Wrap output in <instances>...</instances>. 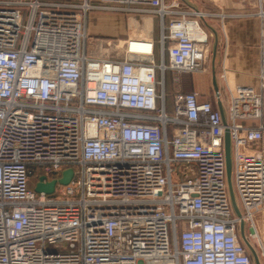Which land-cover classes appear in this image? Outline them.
I'll return each instance as SVG.
<instances>
[{"label":"built area","instance_id":"2783aa9c","mask_svg":"<svg viewBox=\"0 0 264 264\" xmlns=\"http://www.w3.org/2000/svg\"><path fill=\"white\" fill-rule=\"evenodd\" d=\"M99 3L149 9L159 42L129 38L121 58L95 57L85 21L97 6L0 1V264H254L241 221L264 264V38L247 70L257 85L221 76L224 125L213 101L180 91L182 77L207 71L203 14L178 0ZM34 167L46 182L74 177L37 193Z\"/></svg>","mask_w":264,"mask_h":264},{"label":"crops","instance_id":"0c3cea01","mask_svg":"<svg viewBox=\"0 0 264 264\" xmlns=\"http://www.w3.org/2000/svg\"><path fill=\"white\" fill-rule=\"evenodd\" d=\"M46 1L70 5H80L88 1L97 6L98 8L89 11L85 21L86 31L92 38L114 39L124 43L129 38L144 37L159 42V19L147 8L125 12L103 9L99 0ZM166 1L170 3L173 0ZM178 1L179 10L187 12L189 17H194V13H202L205 17L201 22L212 34L207 71L196 78L192 76L189 91L195 90L201 94V100H211L217 105L215 92H208V75H205L209 71L212 79L215 72L220 81V99L226 106L228 93L221 77L223 73L233 86L258 84L256 77L247 75V70L258 59L261 40L264 38V16L259 15V0Z\"/></svg>","mask_w":264,"mask_h":264},{"label":"water","instance_id":"95a60500","mask_svg":"<svg viewBox=\"0 0 264 264\" xmlns=\"http://www.w3.org/2000/svg\"><path fill=\"white\" fill-rule=\"evenodd\" d=\"M216 52V47L214 49V53ZM212 84H213V89L215 92V96L217 98V106L220 111L221 117L223 124H227V119H226V111L225 107L220 99V91H219V85L217 83V78L215 72L213 73V78H212ZM224 147H225V160H226V179H227V185H228V191H229V198L231 202L232 209L234 213L237 216H241V212L238 206V201L236 198V194L234 191L233 187V181H232V166H233V161H232V141L230 137V132L228 129L225 131V136H224ZM74 177V171L73 169H67L62 173V177L59 180H54L52 182H46V177H40L38 182L36 183L34 187V191L37 193L44 192L48 195L54 193L56 185H67L70 183V181ZM240 236L244 244L247 246L252 258L254 264H261L260 258L253 247V245L248 241V239L245 236V224L243 221L240 222Z\"/></svg>","mask_w":264,"mask_h":264},{"label":"rangeland","instance_id":"374dc122","mask_svg":"<svg viewBox=\"0 0 264 264\" xmlns=\"http://www.w3.org/2000/svg\"><path fill=\"white\" fill-rule=\"evenodd\" d=\"M89 36L92 37V35H89ZM122 47H123V42H120L118 40H114V39L113 40H101V39L95 37V38H93L92 42L90 43L88 51L90 53H92L95 57L121 58L122 57V53H123ZM210 54H211V52L209 53L208 59L206 60V66L209 63V59L211 57ZM200 74H202V73L193 75V78L198 77V75H200ZM205 75H208V80H207L208 92L210 94H214L212 79H211L209 71ZM167 77H170V79H169V83H170V81H171V79L173 77V72L171 71L170 73H168ZM191 79H192V76H184V77L181 78L180 91L182 93L190 92L189 91V85H190ZM219 82L220 81L217 79L218 85H219ZM168 87H169V89L171 88L170 84H169ZM33 170H34L33 177L35 179L34 180V185H36L37 179L40 176H43L45 171L41 167H34ZM52 177H53V175H50L49 178H52ZM232 181L234 183V177L233 176H232Z\"/></svg>","mask_w":264,"mask_h":264},{"label":"trees","instance_id":"16d2710c","mask_svg":"<svg viewBox=\"0 0 264 264\" xmlns=\"http://www.w3.org/2000/svg\"><path fill=\"white\" fill-rule=\"evenodd\" d=\"M165 60H166V62H167V57L165 58ZM171 71H166V73H165V79H166V89L167 90H169V79H170V77H167L168 76V73H170ZM168 105H170L171 104V100H170V98H167V102H166Z\"/></svg>","mask_w":264,"mask_h":264},{"label":"flooded vegetation","instance_id":"af4514ba","mask_svg":"<svg viewBox=\"0 0 264 264\" xmlns=\"http://www.w3.org/2000/svg\"><path fill=\"white\" fill-rule=\"evenodd\" d=\"M34 180H35L34 177L31 176V177H30V186L33 187V188H34V186H35V185H34ZM36 182H37V181H36Z\"/></svg>","mask_w":264,"mask_h":264},{"label":"bare ground","instance_id":"6f19581e","mask_svg":"<svg viewBox=\"0 0 264 264\" xmlns=\"http://www.w3.org/2000/svg\"><path fill=\"white\" fill-rule=\"evenodd\" d=\"M202 14V13H201Z\"/></svg>","mask_w":264,"mask_h":264}]
</instances>
